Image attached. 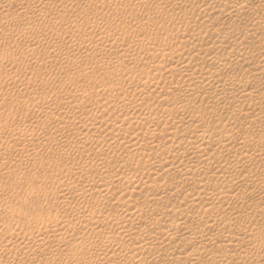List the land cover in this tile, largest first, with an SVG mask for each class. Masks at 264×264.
<instances>
[{
  "label": "bare ground",
  "instance_id": "bare-ground-1",
  "mask_svg": "<svg viewBox=\"0 0 264 264\" xmlns=\"http://www.w3.org/2000/svg\"><path fill=\"white\" fill-rule=\"evenodd\" d=\"M50 1H48V3ZM54 1L56 2L57 0L51 1L52 4H54ZM61 1H63V0H61ZM61 1H60V3L56 4V7H60V8H61V6L64 7L63 4L65 1H63L62 3H61ZM91 1L93 2V0H91ZM104 1L103 2L101 1V2L104 3ZM113 1L111 0L110 4L113 3ZM116 1H118V0H116ZM142 1H144V0H138V1L135 0V2H138V3L134 2L133 5L134 6L136 4L142 5L144 3ZM216 1L217 0H188L187 3L181 2L182 5H180L178 8L180 10L181 9L183 10L185 7H187L186 9L183 10V12L184 11L187 12L189 10L190 11L191 10L198 11V13H199L198 15H200V16L197 15V17H201L200 19H203L201 21H204V22L206 21L205 23H207V21L210 22V23L206 24V26L203 30L198 29L199 32H200V30L203 32L201 36H200L201 33L196 32V30L194 31L195 33L192 34L194 29L191 30L192 32H190V30L188 28H186L187 29L186 31L184 28H181L184 30L180 31L178 29V27L176 28L174 26L175 28H171V27H173V26H171L170 28H168L167 25H166V27L168 29H165L166 28L165 27L164 28L165 31H163V29L161 30V28H160V33L165 32L164 34H167V37L169 38L167 41L170 40L171 41L170 43H174V41H176L179 38H181V40L182 39L184 40L185 37H188L187 39L185 38V41H187V43H184L185 45L177 43L180 45L176 46V44L175 45L173 44L174 47H172L173 45L168 46V42H167L166 45L168 47H166L165 44H164L165 46H163V45L150 46L146 42L147 45L146 44L144 45V43H143V46H141L139 48V50L137 51L135 49L136 44L135 45L129 44L126 46L122 42H119V40L116 39V37H115L116 34L114 35L113 32H111L110 30H107L106 26L102 23L103 17H101V18L97 17V20L98 19L101 20V21L99 20L100 22H97V20L95 19L96 20L95 22H97V25H96V29L94 30V34L92 35V37L93 36L95 37V38L93 37L94 38V40L92 39L93 41L91 40L89 42V40H87L89 43L86 44L85 43L86 40L84 41V40L80 39V37L75 36L72 33H69V36H67L66 40L64 39L65 44L67 43L66 47L68 50L70 49L71 51H76L74 53L75 55H76L77 51L79 52L80 55L84 52L83 58L84 57L88 58L89 55L91 54L92 60H94L93 56L96 55L97 52L100 54L101 51L107 50V49L108 50L111 49L114 51L116 50L119 54L118 58H120L121 55H123L124 57H126V55L129 56L130 52H131L132 56H133L134 52H137L136 53L137 56H138V54L148 56L147 54H150L151 52H154V51H156V53L158 52L157 58L155 57V59L149 58V60H147L146 57H145L146 58L145 59V58H142V56L141 57L139 56L140 59L138 61V57H135V58H137V62H133L130 67L129 66L124 67L125 65L122 63L124 65V66L123 65L122 66L125 69V71H124V74L122 73L123 75H120V77L122 76L123 78L119 77V78L115 79L116 77L113 76L115 80H111L113 78L106 80L105 78L107 77V75H105V74L107 73V70H106L105 74H98L99 72L103 71L101 69L102 67H100V70H102V71L98 70V68H97V71H99V72H97L98 75L97 74L93 75L94 73L92 72L93 76H88L87 74H84L81 76H76L77 75L76 74L75 77L73 76V81H74L73 83H74V85H76V87L78 85L75 83H80L82 81L81 86H80V87H82V89L81 88L80 89L75 88L76 90H73V92L77 91L80 94L81 93L85 94V96H86L87 94L92 92L94 84H95V87L96 86L99 87V90H95V94L99 95V98L94 99L93 95H92V98H93L92 103H89L87 105V104H85V101H84V104L87 105V106H85V109L87 111L96 110V112L100 111V113H99V115H96L93 113L89 115L88 113H86L87 115H86V118H85L86 120L84 123L87 122L95 130L102 127L99 130H103L105 132V134L108 136V139L110 138V140L112 139V140L117 141V142L120 141L121 143L123 142V143L129 144L127 146H125L126 145L125 144L124 147L127 148L130 146V150H132V151H133V149L137 150V151L140 149L141 152L137 153L138 156L136 155L137 158L134 162V164L136 163V165H137V167L134 165V168L135 169L137 168L136 170H134V172L138 170L139 173H144L145 176L144 175L143 176L145 178H148L149 175H155V176L164 175L165 178L163 181L164 184H162L163 186H162V192L161 193H158V191H159L158 185H157L158 183L156 184V182H155V184H153V182H152L153 186L150 185L151 183L150 184L145 183V187L141 184L143 189L145 188L144 189L145 191L143 192V194L141 193L142 194V198L140 199L141 207H143L144 209L147 210L150 207L152 208L153 206H156L155 204H158L159 202H161L163 200H165V202H166V200L168 201V200L172 199L173 197L170 198L172 195L171 193H173V192H171L172 189H178L179 191L183 192V194H184V195H182V197H183L182 200H184V202H186V205H187V207H186V205H184L186 208H183L185 210V212H181V210L180 211L177 210L179 212L175 213L176 209H178V208H176V206H177L176 204H178V202H177L178 199L175 198L173 200V202H171L170 206L168 205L169 208L163 205L164 207H166V209H164V208L163 209H157L158 210L157 216L156 217L152 216L153 218H151V216H149L150 217L149 218L148 215H144V213H142L139 208L137 209V211L134 208L135 211H131V212L130 211L126 212L124 210L125 212H122V214H116V213L112 212L113 210L112 211L109 210V212L103 214L104 210L101 206L99 208H96V210L93 206V208H94L93 210H95V212L98 214L100 213L99 216L101 214H103V218H102L101 222H99V221L96 222V220L93 221L92 220L93 218H91V217L87 218V221L84 219L86 221V224L84 226L86 228L87 227H91L92 229L95 228L96 231L94 230V233L96 232V234L101 235V237H102V235L104 236V234H105V230H104L105 228L104 227H106V226H109V228L113 227L115 229V232L117 235L107 234L105 236L109 239V241L110 240L113 241V243H114V241L115 242L117 241L118 237L122 238V240H125L127 242H128V240L132 241L131 245H133V246H131L130 244H127L125 247V250L133 252L131 254H134L135 256H141L142 257L143 252L145 253L146 250H148V251L152 250V249L157 250V251L152 250L153 253H151L153 255L152 260L155 262H157L161 259L162 251L165 252V250L166 251H167V249L169 250V248H167V245H170V244H167V243H170V242L173 243L174 242L173 239H176V238L180 239V237L182 235L184 237L181 238L180 240L183 241V244H185L187 246V248H188V246L189 247L191 246L192 249L200 248L201 251L206 253V255L210 254L209 256H211V258L209 256L207 257L211 260V262H210V260L208 259L210 264H256L257 262H261V260L264 261V242H262V241H260V243L258 245H254L253 247L251 246L249 248L242 247V246H240V244L238 245V244L234 243L236 245L235 247L238 246L237 248L234 249L235 254H229L228 255L226 253V251L230 250L227 247L234 240L233 239L234 235H235L234 230L238 229L236 227H235L236 229L235 228L231 229L232 227L229 228V226L232 223H238L241 219H243V215H241V213H238L237 211L235 212L234 209H233L234 210L233 211L232 208L233 207L235 208L236 206L230 207L229 202H226V201L224 203L218 202V201L212 202L211 200H209V199H211L212 195L215 196V194H218L220 191H221V193H223L226 189L223 190L224 189L223 188L222 190H220L219 188H217L219 190L215 194H213V192L215 190V188L213 186L212 187V188H214L213 192H210V193L206 192V191H208L207 189L210 186V182H212L211 180H213V179L215 180L216 178H219V179L222 178L223 179V181H222L223 185H225L227 187H228V185H231V186L239 188L240 186L245 184L244 182L246 180L243 182V179H244L243 176H242L243 179H241L242 177L239 179H236V178H238L241 174L244 175V173H248V175L250 174V177H251V181L247 179V184L249 183L248 181H250L251 183L254 182L255 184L256 183L258 184L259 182H264V173H263L264 167L260 168L261 171L263 170L262 173H260V171L258 172V170H255L256 172L254 171L255 172L254 173L252 170V166H250V164L248 163V162H250L252 164L255 162V161L251 162L252 160H258L259 164L261 163V166H264V156L262 157V155L260 153V151L262 150L261 147H264L263 146L264 145V120H263V118H264V97L259 95L263 99H260L257 101L253 100L254 96H257L258 94H260L264 91V74H263V70H264V0H226V2H224L221 5L217 3V2L220 3L221 1H217V2ZM4 2H6V1H4ZM121 2L122 1L120 0V3L119 2L118 3L121 4ZM126 2L127 1L125 0V3ZM116 3H115V5H116ZM125 3H123V4H125ZM40 4H42V2ZM67 4H64V5H67ZM123 4H121V5H123ZM127 4H128V2H127ZM127 4H125V6ZM177 4H178V1H177V3H174L173 6H178L180 3L178 5ZM8 5H9V3H4V4L0 5V11L2 12V14H3V10L6 11L8 9L7 8ZM42 5H44V1H43ZM42 5H41V7H42ZM88 5H90V3ZM125 6H123V7H125ZM44 7H45V5L42 8H44ZM136 7H137V5H136ZM136 7H135V9H136ZM166 7H167V5H166ZM166 7H162V9L163 8L165 9ZM26 8H27L26 5H22L20 10L18 11V15L21 16L22 13H24V10H26ZM118 8H120V7H118ZM138 8H140V6ZM34 9L35 8H33V10ZM36 9H37V7H36ZM51 9L52 8H50V11H51ZM64 9H65V7H64ZM101 9H103V8H101ZM53 10H55V9H53ZM93 10L95 11V9H93ZM108 10H110V9H108ZM123 10L127 11L125 8L122 9L121 11H123ZM41 11H42V9H41ZM98 11H101V10H98ZM162 11H164V10H162ZM6 12L8 13V10ZM134 12H132V13H134ZM7 13H4V14H7ZM99 13L101 14L102 12H98V14ZM113 13H114V11H113ZM124 13L126 14V12H124ZM129 13H131L130 10H129ZM119 14L120 13H118V15ZM121 14H123V12H121ZM141 14H143V13H141ZM187 14H189V13H187ZM116 15H117V13H116ZM118 15H117V17H122V16H118ZM154 15H155V13H154ZM166 15H164V16L167 17ZM183 15H185V14H183ZM40 16L42 17V15H40ZM40 16H39L38 20H34V19H36V18H34L33 20H30L31 22H29L30 25L34 26V30H32V31H31V29L29 30V28H28V30L30 31L29 33H32V38L36 34L41 36V37L42 36H45V37L51 36V32L53 31L54 26L57 25L54 23H53L54 25H48V26H46L45 24H42L41 21L39 22ZM44 16H46V14H44ZM91 16L88 17L85 14L83 17L85 19H87V18L89 19ZM151 16H153V15H151ZM80 17H82V16H80ZM114 17L116 19V16H114ZM168 17H169V15H168ZM185 17H186V15H185ZM189 17H191V16L189 15ZM53 18H54V16H53ZM147 18H148V16H147ZM210 18L212 20H210ZM107 19H109V18H107ZM107 19L106 20L104 19L106 21L105 24H107V23L109 24ZM120 19H122V18H120ZM213 19L216 20V22H217V24H219V26L217 25L215 27L214 26L215 24H212V23H214ZM112 20H113V18H112ZM116 20H118V19H116ZM192 20H193V18H192ZM50 21H52V20L50 19ZM82 21H84V20H82ZM87 21H89V20H87ZM87 21H85V22H87ZM118 21H120V20H118ZM162 21H160V22H162ZM194 21H196V19L193 20V22ZM155 22L156 21H154V24H155ZM193 22L191 21V19L186 20L187 26L185 25V27L192 26ZM23 24H24V22H23ZM93 24H95V23L93 22ZM161 24L162 23H160V27H161ZM235 24L236 25L242 24L243 28L241 27L242 29L241 30L239 29L237 31L234 30L233 28L229 29L230 25L233 26ZM88 25H89V22H88ZM157 25H155V28H156V26L159 27V23H157ZM57 26H59V25H57ZM61 26H63V25H61ZM179 26H181V25H179ZM23 27H24V25H23ZM27 27H31V26H27ZM27 27H26V29H27ZM120 27L121 26H119L118 28H120ZM136 27H137V25L133 29H135ZM139 27H140V24H139ZM163 27L164 26L162 24V28ZM90 28H92V27H90ZM194 28H195V25H194ZM113 29H114V27H113ZM125 29H130V28H125ZM141 29L142 28L140 27V30ZM151 29H152V32H150L149 30H147V32H145L144 31L145 29L143 31L145 33H148V31H149L151 34H153V32L156 29L155 30L153 28H151ZM196 29H197V27H196ZM66 30L67 29H65V31ZM92 30H93V28H92ZM137 30H138V28H137ZM137 30L135 29L134 32H136ZM73 31H74V29H73ZM157 31H159V30H157ZM157 31H155L154 33H156ZM124 32H126V31H124ZM130 32H132V31H130ZM25 33H26V31H25ZM137 33L140 34L141 32L138 31L135 34L137 35ZM143 33H141V35ZM144 35H146V34H144ZM162 35L163 34H161V36ZM147 36H150V35H147ZM153 37H154V35H153ZM159 38H161L160 35H159ZM34 39H33V41H34ZM54 39H57V38H54ZM60 40L61 39H59V41ZM146 40H147V38H146ZM148 40H149V38H148ZM181 40H180V42H181ZM122 41H124V40H122ZM163 41H164V39H163ZM208 42H211V45H209V47L207 46L205 48V46H206L205 43H207V45H208ZM155 43H156V45H157V43L160 44V42H155ZM181 43H183V42H181ZM149 44H150V42H149ZM151 45H152V43H151ZM64 48H62V49H64ZM87 50H90V52H88ZM91 50H92V52H91ZM30 52H33V53L36 52L37 54L38 53L42 54V51L40 49H37V48H32V51H30ZM44 54H46V53L44 52ZM64 54L66 55L65 51L64 52L61 51L60 55L58 54L60 56L59 58H61L62 57L61 55H64ZM109 54H110V51H109ZM105 55H106V57H108L107 54H105ZM112 55H114V54H112ZM9 56H10L12 61H14L16 58L15 56H13V54H11ZM101 56H102V53H101ZM101 56H99V57H101ZM116 56H115V58H116ZM128 56H127V58H128ZM132 56L130 58L133 61L134 58H132ZM47 57L44 56V58H47ZM65 57L66 56H64V58ZM97 57H98V55H97ZM106 57H105V59H106ZM72 58H73L72 59L73 63L74 62L77 63L79 60V59L77 60V56L74 57V55L72 56ZM91 58H89V60ZM121 58H120V60H122ZM84 59L82 61H84ZM107 59H109V60H105L107 62L105 64L108 67H109V65H111L110 67H113L115 65V63L113 62V59H111V57L107 58ZM99 60H98V63H99ZM103 60H102V62H103ZM118 60H117V62H119ZM128 60H130V59L128 58ZM114 61H115V59H114ZM96 62H97V60H96ZM102 62H100V63H102ZM112 62L114 63V65H112L113 64ZM127 62H129V61H127ZM227 62H230V63L235 62V64L238 63V65H239V63L240 64H246V66L249 65V68H247V69L245 68V69L241 70L242 67L244 66L243 65L242 67L239 68L240 70L238 69V71H231L227 74L226 73L223 74L221 72V70L223 67L226 66ZM92 63L94 66L95 63L94 62H92ZM120 64H121V61H120ZM89 65H90V63H89ZM228 65H227V67H228ZM107 66H105V68H107ZM116 66H118V65H115V67L112 69H115ZM235 66H237V64ZM119 67H120V65L118 66V69H119ZM83 68H84V66H83ZM123 68H120V69L122 70ZM226 68H224V69H226ZM120 69H119V71H120ZM91 70H92V66H91ZM109 70H110V68H109ZM109 70H108V72H109ZM93 71H94V69H93ZM115 71H116V69H115ZM103 72H105V70ZM111 72H113V71H110L109 73L111 74ZM118 72L116 71L117 74L114 73L115 76L118 75ZM244 74L245 75L248 74L247 77H245ZM104 75H105V77H103ZM6 77H8V76H6ZM109 77H112V76H109ZM241 78L242 79L245 78V80H244V82L242 81L240 83L239 81H241L240 80ZM165 81H167V83H165ZM11 82L13 84L15 83L14 81H11ZM174 82H176V85H177V86H175V88L171 86L172 83H174ZM178 82H182L183 85L182 84H181L182 86L178 85L179 84ZM12 83H10V85H13ZM125 84H127L129 86V90L127 89L128 91L123 90V88H125V86L128 88V86ZM92 85H93V87H92ZM122 86H124V87H122ZM7 87H10V86H7ZM73 87H75V86H73ZM261 90H263V91L261 92ZM93 93H94V91H93ZM68 94L69 95L67 97L70 100H71V98L74 99L76 97L75 96L76 94L78 95V93H68ZM0 95L3 96L4 93L0 92ZM104 95L106 97H102ZM233 95H235V97ZM236 95H238L237 96L238 98L236 97ZM6 96H3V97L6 98ZM68 98H67V100L69 101ZM235 98H237V100H235ZM73 99H72V101H73ZM101 99H102V101H103V99L106 101L101 102ZM93 100H95V101H93ZM234 101H237L236 104L233 103ZM243 101L244 102L250 101L251 103H248V104L246 103L247 105H243L244 104ZM2 102H0V118H1V115L3 117L4 114H2V113H4L3 111L5 110L4 109L5 105L2 104ZM88 102H91V101H88ZM204 102H206V103H204ZM208 102L215 103L216 107L218 108V111L220 110L221 113L223 110L225 112V110L227 109L226 110L227 116H224L222 118L221 117L219 118V116H217L218 118H216L218 123L221 122L220 124H222V121H224L222 126L218 125V128L220 127L219 129H215L216 127H210L209 124H208V126L206 125V128H205V124L203 123L204 118L206 119V117L209 116L212 119L216 120L214 115L216 114L217 108L215 107L216 108L215 109V108H213V106H212V109H210V108L208 109V106L206 108L205 104L209 105ZM69 103H70V101H69ZM202 103H204L205 107L202 106ZM241 103H243V104H241ZM35 110H36V108H35ZM35 110H33L31 108V112L34 113ZM78 111H79V108H78ZM37 112H36V114H37ZM96 112H94V113H96ZM228 112H229V115H228ZM9 114H7L8 119L10 118V117H8ZM222 114H218V115L221 116ZM224 115H226V114H224ZM24 117L25 118H23L21 116H17V115L14 116L13 115L10 118V121L12 119L13 120L16 119L17 123L22 128H25L30 124L28 122V121H30V119H26V116H24ZM143 117L145 118V120L147 122L146 125L144 124L145 125L144 127L140 126V124H141L140 120ZM48 118H49V121L52 123H55V124L59 123V117L58 116H55L52 114V115H50V117L48 116ZM220 119L222 121H220ZM143 122H142V124H143ZM202 123L204 125L203 126L204 128L201 125ZM216 126H217V124H216ZM84 128H85V126H84ZM90 128H88V129H90ZM58 131H60V133L64 137L65 136L66 137L74 136V131H73L72 127L62 126L59 128ZM98 134H100V133H98ZM75 136H76V134H75ZM215 136H218V137L216 138ZM87 137H89V136H87ZM104 139H105V137H104ZM104 139L101 140L102 143L103 142L105 143ZM86 140L88 141V139H86ZM106 140H107V138H106ZM110 140H108V141H110ZM26 141H28V140H26ZM117 142H115V144ZM102 143H101V145H102ZM111 143H112V141H111ZM119 143H118V146L120 145ZM109 145H111V144H109ZM103 146H104V144H103ZM106 147H109V146L107 145ZM114 147H115V145H114ZM114 147H111V148H114ZM124 149L125 148H123V150ZM98 150H100V148ZM119 150H120V148H119ZM127 150H129V149H127ZM132 151L129 152V154L132 153ZM119 152H121V151H119ZM134 153L136 154V152H134ZM124 154L122 156H124ZM0 155H2V154H0ZM119 157L120 156H118V158ZM255 157H257V159ZM120 158H122V157H120ZM220 158L225 162L221 164L220 162L222 160ZM219 159H220V161H219ZM126 161H127V159L125 160V162ZM256 164H258V163L256 162ZM122 165H123V163H122ZM97 166H99V165L97 164ZM119 166H120V164H119ZM206 166H211V168L213 167L212 169H214V170L208 176L206 174H204L202 177L198 176L199 178L198 177L196 178V176H194L195 172L203 171L201 169H203V168L205 169ZM130 167H132V166H130ZM257 168L258 167H256V169ZM121 169H123V168H121ZM126 170H127V168H126ZM121 171H118V172H121ZM63 172H60V174ZM138 172H136V173L138 174ZM175 172H177L178 176L172 177L173 175H176V174H174ZM68 173H69V175L71 174V172H68ZM190 173L191 174L194 173V174L191 175ZM32 174H35V173H32ZM72 175H73V173H72ZM121 175H122V173H121ZM121 175H119L118 177L116 176L117 179H115V180H119L122 177L123 178V179L121 178L122 179V188H123V185H125V187L126 188L129 187L128 189H130V190H127V191L123 190L124 191L123 192L122 189H120V187L117 186V188L119 187V189H120V194H124L125 192L126 193L128 192L127 194H129L128 195V197H129L130 193H131V195L134 194V192L136 193L137 191H135V190H137V189H134V188L139 185L140 176H139V178L138 177L136 178L135 175H134V177L133 176L129 177L130 174H129V176L127 174H124V176L123 175L121 176ZM125 175H127L128 177H125ZM245 176H246V174H245ZM111 177H112V175H111ZM58 179H60V181H62L61 178H58ZM113 180H114V178H113ZM146 180H148V179H146ZM57 181H55V183H57L59 185L60 182H57ZM142 181H144V180H142ZM148 181H150V180H148ZM148 181H146V182H148ZM101 182H103V180ZM109 182H110V180L108 179V184H110ZM118 182L119 181H117V185H121V184H119L120 182L119 183ZM55 183H54V185H55ZM251 183H250V185H251ZM27 184L28 183H26V185ZM247 184L245 186H247ZM259 184L261 185V183H259ZM99 185H100V183L98 184V182H97L96 187H99ZM212 185H214V183ZM55 188H56V186H55ZM55 188H54V190H55ZM72 188L69 186L67 188V191H64L65 193H63V195H66L68 197L73 196L74 194L72 195V193H71ZM27 189L28 188H26V190ZM98 189L96 188V190H94L93 192H96V193L98 192L99 194H101V196H102V194L104 196V194H105V191L103 190L104 187H103V189L100 188L99 191H98ZM107 189L108 188H106V190ZM112 189H114V188H112ZM211 189H210V191H211ZM254 189H255V186H254ZM20 191H21V189H20ZM44 191H45V189H44ZM49 191H51V190H49ZM107 191H106V193H107ZM116 191H119V190L117 189ZM121 191L123 193H121ZM248 191H249V189H248ZM46 192H47V189H46ZM241 192H243V191H241ZM112 193H114V192H112ZM202 193H205V195H201ZM116 194H118V192ZM243 194H244V192H243ZM19 195H22V194H19ZM177 195H178V193H177ZM251 195H252V193H251ZM254 195H256V194H254ZM247 196H246V198H247ZM89 197L91 198V196H88L87 194L79 197L76 200L77 202L75 201L76 204L73 207H69L68 210L71 211V212L69 211V214L67 212L68 210H66L67 206L66 207H63V206L60 207V210L62 208L65 209V212H67L66 216H69V215L72 216L76 212L82 213V210L85 209L86 205L89 204V200H90ZM131 197H133V196H131ZM175 197H177V196H175ZM242 197L243 196H241V198ZM255 197H257V196H255ZM40 198H38V200ZM45 198H48V197H46V195H45L43 197V199H45ZM51 198H52V196H51ZM212 198H214V197H212ZM222 198L224 199V197H222ZM125 199H127V198H125ZM3 200H5V198H3ZM71 200H73V199H71ZM131 201H133L132 198H131ZM137 201L138 200L136 199L134 202L137 203ZM179 201L182 202L181 200H179ZM46 203H48V202H46ZM132 204H130V205H132ZM161 204H162V202H161ZM63 205H65V204H63ZM135 205H134V207H135ZM177 207H180V206H177ZM86 208H88V206ZM136 208H137V206H136ZM143 208H142V211L144 210ZM149 210H147V211H149ZM193 211L197 212L196 213L197 215L196 214L193 215L194 214ZM238 211H239V208H238ZM252 211L253 210H251V212ZM83 212H84V210H83ZM149 212H151V211H149ZM191 212L193 214H190ZM70 213H73V214H70ZM88 213H89V211H88ZM255 213H257V212L255 211ZM63 214H65V213H63ZM150 214H152V212ZM219 214H222V215H220L218 217ZM32 215H30V216H32ZM38 215L41 216V217L35 216L36 218L38 217V221H39V218H42V219L47 218L48 219L49 224H50L49 231H47L46 233H43V232H40V230L39 231L34 230L33 226H29L30 224L26 225V226H21V229H20L21 236H19V238L12 239V241H11L12 245H17V244L18 245H25L28 240L37 239L40 236H42V234H45V239L47 238L46 240L48 241L47 243L49 245L54 241H56V242L58 240L61 241V238H64V237H62V234L59 233L58 231H61L60 228L62 227V223H63L62 221H65L67 219L69 220V218H70V220L74 218V217H72V218L71 217H65L67 219H64V217H63L64 220L61 221L60 219L62 217L61 218L59 217L60 219H58L56 214H55V216L53 215V217H51L49 215H47V217H46L42 214H38ZM27 216H29V215H27ZM189 218H191L190 221L193 222L192 224H195L196 227H197V225H200L201 227L200 228L197 227L198 228L197 230H195L194 229L195 227H194L193 228L194 230H192V228H191L192 226H189L188 225L189 223L187 224V221ZM246 218H247V214H246ZM252 218H254V217H252ZM33 219H35V218H33ZM32 220L30 221L31 223H32ZM135 220H137L141 225L142 224L144 225L143 226L144 228H142V229H144V231H143L144 233L143 232L139 233L140 232L139 230H138L139 232L137 230H136L137 232H132L133 230H131V232L126 231L125 226H127V225L126 224L124 225V223L134 222ZM19 221H20L19 218L12 217L9 222H11V225H14L16 227L20 223ZM40 221H41V219H40ZM48 221H47V223H48ZM41 222L44 223L43 220ZM191 222H190V225H191ZM135 223H137V222L135 221ZM161 223L162 224L166 223L165 224L166 226L163 229L162 228L160 229ZM162 224H161V226H162ZM41 225H44V224H41ZM129 225H133V224L129 223ZM234 225H236V224H234ZM253 225H256V224L254 223ZM237 226H239V225H237ZM251 226H252V224H251ZM36 228H38V227H36ZM40 228H42V227H40ZM40 228H38V229H40ZM129 229H131V228H129ZM239 229H241V228H239ZM42 230H43V228H42ZM152 230L153 231L155 230V234L157 236L156 235L155 236L150 235V232H152ZM253 230H254V228H253ZM253 230H251V231H253ZM251 231H249V232H251ZM260 231H262V230H260ZM239 232H241V231L239 230ZM96 234H95V237H96ZM236 236H238V234H236ZM254 236H255V234H254ZM77 237H78V233H76V231H73V232H71L68 240H70V241L74 240L75 241ZM43 239L44 238H42V240ZM64 239H66V238H64ZM68 240H66V241H68ZM213 240H216V245L218 243H221L218 247L219 255H215L214 251L212 252V250H215L214 248L210 247V245L212 243H215V242H213ZM252 240L253 239H251V241ZM32 241L33 240H31V242ZM164 241H167V243ZM218 241H220V242H218ZM163 242H164V244H163ZM47 243L45 242V244H47ZM68 243H69V241H68ZM136 244H138V245L136 246ZM156 244H159L160 246L158 245L159 246L158 247V246H156ZM89 245H90L89 247H91V244H89ZM162 245L166 246V248H164ZM21 247H23V246H21ZM208 247H210L211 249L209 250ZM232 247H233V244H232L231 248ZM70 248H71V246H70ZM185 248H184V251L186 250ZM42 249L43 250H41V251H40V249L37 250V252L39 251L40 256L45 254V249L44 248H42ZM188 249H191V248H188ZM192 249L190 250V252L195 250V249L194 250H192ZM120 250H122V249H120ZM125 250H122V251H125ZM181 250L183 252V249H181ZM197 251L198 250L196 249V252ZM33 252L35 253V251H33ZM170 252L173 254H177V255H175L176 259H178L177 261H179V259H181L180 258V251L178 250V248L171 247ZM202 253H201V255H205V253L204 254H202ZM216 253L218 254V252H216ZM193 254L189 253V252H188V254L186 253L185 257L183 258L184 263H186L185 261H189V263H190L191 260L194 259ZM197 254H199V253L197 252ZM205 256H203V257H205ZM247 256H249V258H246ZM144 257L145 256H143L142 258H144ZM86 258H88V257H86ZM86 258L81 257V258H79V260L77 259V264H83ZM196 258H198V257H196ZM196 258H195V260H196ZM18 259H20V256ZM199 259L200 258H198V260ZM172 260H173V258H172ZM18 261L20 263H22V261L17 260V262ZM140 261H142V260H140ZM104 262H106V264H112L111 259L109 260V258L107 260H105Z\"/></svg>",
  "mask_w": 264,
  "mask_h": 264
},
{
  "label": "rangeland",
  "instance_id": "rangeland-1",
  "mask_svg": "<svg viewBox=\"0 0 264 264\" xmlns=\"http://www.w3.org/2000/svg\"><path fill=\"white\" fill-rule=\"evenodd\" d=\"M4 1H6V2H4ZM4 1L0 0V5L4 4V3H9V5L7 6L8 13L6 12L7 10L6 11L3 10V14L0 11V92L4 93L3 96L7 95L6 98L3 97L2 95H0V98L2 99V100L0 99V102L3 101L2 104L5 105L4 109L6 110V111L5 110L3 111L4 113H2V114H4L3 117L1 115L2 119L0 118V152H1L0 154H2V155H0V199H1L0 200V264H18V263L19 264H77V259L79 260V258H81V257L82 258L83 257L84 258L88 257V258L85 259L83 264H106V262H104V261L107 260L108 258H109V260L111 259V263L112 264H122V263L123 264H131V263L132 264H150V263L151 264H161V263L162 264H203V263L204 264H207V263L210 264L211 260L209 258H207L210 254L206 255V253L201 251L200 248H194L195 249L194 250V249H192L191 246L190 247L188 246V248H191L192 250H194V251L190 252L191 249H188L187 246L185 244H183V241L180 240L181 238L184 237L183 235L180 237V239L179 238L173 239V241H174L173 243L172 242L167 243V241H164L167 244H170V245H167V248H169V250L167 249V251L165 250V252L162 251L161 259L159 261L155 262V261L152 260L153 259V255L151 254V253H153V251H157L155 249L154 250L152 249L153 251L149 250L150 252L148 250H146L145 253L143 252L142 257L145 256L146 258L145 257L142 258L141 256H135L134 254H131V253H133L131 251L125 250L126 245L127 244L131 245L132 241L128 240V242H127L125 240H122V238H119V237L118 238L116 237L117 241L116 242L114 241V243L111 240L109 241V239L105 235H107V234L117 235L116 232H115V229L113 227H110V228H109V226L104 227L105 228L104 229L105 230V234H104V236L102 235V237H101V235H97L96 232L94 233V230L96 231L95 228L94 229H92L91 227H87L86 228L84 226L86 224L87 218H90V217L93 218L92 219L93 221L96 220V222H98V221L101 222V220L103 218V214L109 212V210L110 211L113 210L112 212H114L116 214H122V212H125V211L126 212L127 211L131 212V211H135V209L137 211V209L139 208L140 211L142 213H144V215H148V217L151 216V218H153V217L157 216V211H158L157 209H163V208L166 209V207H168V205L170 206L171 202H173V200L175 198L178 199L177 202L179 204V205L178 204H176V205L180 206V207L176 206V208H178V209L175 208L176 209L175 213H178L180 210H181V212H185V210L183 208H186L187 205H186V202H184V200H182L183 199L182 195H184L183 192L179 191L178 189H172L171 192H173V193H171L172 195L170 197V198L173 197L172 199L169 198L170 200H168V201L166 200V202H165V200H163V201H161L162 204H161V202H159L158 204H155L157 207L153 206L152 208L150 207V208L147 209V210L150 209L149 211H151L152 214H150L151 212H149L146 209H144L143 207H141L140 199L142 198V194L145 191L144 190L145 188L143 189L142 185L145 187V183L146 184L147 183L148 184L151 183L150 185L153 186L152 182H153V184H155V182H156V184L158 183L157 184L158 185V190H159L158 193H161L162 192V186H163L162 184H164L163 181H164V178H165L164 175H158V176L149 175L148 178H145L144 177L145 176L144 173H139L138 170L134 172V170L137 169V168L136 169L134 168V165L137 167L136 163L134 164V162H135V160L137 158L136 157L137 153L141 152L140 149L138 151L133 149V151L136 152V154H135L132 150H130V146L127 147V148L124 147V145L126 143H123V142L121 143L120 141L117 142V141H114L112 139L110 140V138L108 139V136L105 134V132L103 130H99L102 127H100V128L95 130L87 122L84 123L85 120H86L85 119L86 115H87L86 113H88L89 115L92 114V113L96 114V115H99V113H100V111L99 112L98 111L96 112V110L87 111L85 109V106H87L89 103H92V99L93 98L94 99H98L99 98V95L95 94V90H99V87H97V86L95 87V84H94V87L92 85V87H93L92 92L87 94L86 96H85V94H82V93L80 94L77 91L73 92V90H76L77 88L78 89H80V88L82 89V87H80L82 81L80 83H75V84L78 85L77 87L73 83L74 82L73 81V76L75 77L76 74H77L76 76H81V75H84V74H87L88 76H93V75L97 74V72H99V71H97V68H98V70H100V67H102L101 69L103 71L105 70V72L100 70L102 72H99L98 74H105L106 70H107L108 74L107 73L105 74V75H107V77L105 79L109 80L110 78H113L111 80H115V79L119 78L120 75L124 74V71H125V69L123 68L124 65H125L124 67H128V66L130 67L133 62H137V58H135V57H138V61H139L141 56H142V58L146 57L147 60H149V58L155 59V57L157 58V53L158 52L157 53H156V51L151 52L150 54H147L148 56L142 55V54H140V55L138 54V56H137V54H136L137 52H134L133 53L134 57L132 56V54L130 52L129 56L126 55V57H124L123 55H121V57L122 56L123 57L122 58L120 57V58L124 61L123 62L122 60H120V58H118L119 54H118V52L116 50H115L116 51L115 52L114 50H111V49L108 50L107 49V50L101 51L102 56H101V53L99 54L97 52V54L93 56V59L95 60L94 61L91 58V54L89 55L88 58L84 57L85 58L84 59L83 58L84 52L80 55L79 52L77 51V53L75 55L74 53L76 51H71L70 49L68 50L67 47H66L67 43L65 44V40H66L67 36H69V33H72L75 36L80 37V39H82L84 41L86 40L85 41L86 44L89 43L92 39L94 40L95 37L93 36L94 37L93 38L92 35L94 34V30L96 29L97 22L101 21L100 19L97 20V17L98 18L103 17L102 23L106 26L107 30H110L111 32H113L114 35L116 34L115 37H116V39L119 40V42H122L126 46L129 45V44H133V45L136 44L135 49L137 51L139 50V48L141 46H143V43H144V45L145 44L147 45V43H148V45H150V46H153V45L154 46H158V45L165 46L167 44V42H168V46H172L173 44L174 45L176 44V46H178L180 44L185 45L184 43H187V41H185V38L187 39L188 37H185L184 40L182 39L183 41L181 40V38H179L177 40L175 39L176 41H174V43H170L171 42L170 40L167 41L169 39L167 37V34H164L165 32L164 33H162V32L160 33V28H161V30L163 29V31H165V29H168L171 26H173L171 28H175V27L177 28L178 27V29L180 31H183L184 29L186 31L187 30L186 28H188L190 30V32H192L191 30L194 29L192 34H194L195 33L194 31L196 30V32L201 33L200 34V36H201L202 33H203L201 30H203L205 28L206 24L210 23V22L207 21V23H205L206 21L205 22L201 21L203 19H200L201 17H197V15L199 14L198 11H194V10L190 11L189 10L191 13L189 11H187V12L184 11L183 12V10L186 9L187 7H185L183 10L182 9L181 10L178 9L179 6L182 5L181 2L182 3H185V2L187 3L188 0L187 1L186 0H165V1L164 0L163 1L162 0H147V1L144 0V1H142V2H144L142 5L141 4L140 5L136 4L137 7H136V5L135 6L133 5L135 0L134 1L133 0H131V1L130 0L129 1L126 0L128 2V4H127V2L125 3V0H121L122 1L121 4L125 3V4H127L126 6H125V4H123V5L119 4L120 0H118V1H116V0L113 1L112 0L113 3H111V4H110L111 0H107V1L106 0L105 1L104 0H97V1L93 0V2L91 0L90 1L89 0H71V1L70 0H63V1H65L64 4H67V3L69 4V5L68 4L67 5L63 4L65 9L62 6H61V8L60 7H56V4L60 3L61 0H57L58 2L54 1V4H52V2H51L53 0H51V1L50 0H47V1L46 0H38V1L37 0L36 1L35 0H27V1L26 0L25 1L24 0H4ZM43 1H44V5H45L44 8H42L44 6V5H42ZM45 1L47 3H48V1H50L51 3L49 2L50 4L48 3L49 4L48 5ZM63 1H61V3ZM101 1L102 2L104 1V3H102ZM177 1H178V4L179 3L180 4L179 5L177 4L178 6H173V4L177 3ZM217 1H221V2L219 3ZM217 1L216 2L218 4H220V5L223 4L224 2H226V0H217ZM41 2H42V4H40ZM89 3H90V5H88ZM115 3L120 8H118L115 5ZM135 3H138V2H135ZM101 4L102 5L104 4V5L102 6ZM22 5H26L27 8H26V10H24L25 14L22 13V15L20 14L21 16H19L18 15V11L20 10ZM41 5H42V7H41ZM166 5H167V7H166ZM123 6H125V7H123ZM139 6H140V8H138ZM36 7H37V9H36ZM135 7H136V9H135ZM162 7H166V8L162 9ZM33 8H35V9L33 10ZM50 8H52L51 11H50ZM101 8H103V9H101ZM124 8L127 11H125V10L121 11ZM41 9H42V11H41ZM53 9H55V10H53ZM93 9H95V11ZM108 9H110V10H108ZM161 9L164 10V11H162ZM98 10H101V11H98ZM129 10H130L131 13H129ZM133 10L134 11L136 10V11L134 12ZM113 11H114V13H113ZM98 12H102V13L98 14ZM121 12H123V14H121ZM124 12H126V14ZM132 12H134V13H132ZM140 12L143 13V14H141ZM4 13H7V14H4ZM116 13H117V15H118V13H120L118 16H122V17H117ZM154 13H155V15H154ZM187 13H189V14H187ZM44 14H46V16H44ZM85 14L88 17L91 16V15L92 16L89 19L87 17H86L87 19H85L83 17ZM183 14H185L186 17ZM40 15H42V17ZM146 15L148 16V18H147ZM151 15H153V16H151ZM164 15H166L167 17H165ZM168 15H169V17H168ZM189 15L191 17H189ZM39 16H40L39 22L41 21V23L45 24L46 26L54 25V24L59 25V26H57V25L54 26V29L51 32V36H46V37L42 36L41 37V36L36 34L37 36L34 35L33 38H32V33H29L30 32L29 30L30 29H31V31L34 30V26L30 25L29 22H31L30 20H33L34 18H36L34 20H38ZM53 16H54V18H53ZM80 16H82V17H80ZM114 16H116V19H118L120 21L116 20ZM198 16H200V15H198ZM107 18H109V19H107ZM112 18H113V20H112ZM120 18H122V19H120ZM192 18H193V20L196 19V21L193 22ZM50 19L52 21H50ZM95 19L97 20V22H95L96 21ZM104 19L105 20L107 19L109 24L108 23L105 24L106 21ZM188 19L189 20L191 19L193 24H192V26L185 27V25L187 26L186 20H188ZM82 20H84V21H82ZM87 20H89V21H87ZM210 20H212V19L210 18ZM85 21H87V22H85ZM154 21H156L155 24H154ZM160 21H162V22H160ZM23 22H24V24H23ZM88 22H89V25H88ZM93 22L95 24H93ZM213 22L214 23H212V24H215L214 25L215 27L217 25L219 26V24H217L216 20L213 19ZM157 23H159V27H157L158 26ZM160 23L163 24V26H164L163 28H162V24H161V27H160ZM139 24H140V27L142 28L141 29L142 31L140 30ZM23 25H24V27H23ZM61 25H63V26H61ZM136 25H137V27L135 29L137 30V28H138V30L136 32L140 31L141 33H143L144 31L147 32V30L152 32L151 28L154 29L155 25H157V26L155 28L156 30L155 29L154 30L155 31L159 30V31H157L158 33L157 32L154 33L155 31L153 30L154 31L153 34H151L149 31H148V33L144 32L142 35H141V33L140 34L137 33V35H138L137 36L135 34L136 32H134L135 29H133ZM166 25H167L168 28L166 27ZM179 25H181V26H179ZM194 25H195V28H194ZM27 26H31V27H27ZM117 26L118 27L121 26V27L118 28ZM26 27H27V29H26ZM90 27H92L93 30ZM113 27H114V29H113ZM196 27H197V29H196ZM241 27H242V24H240V25H236L235 24L233 26L230 25L229 29L233 28L234 30L237 31V30H239V29L241 30L243 28V27L242 28ZM28 28H29V30H28ZM125 28H130V29H125ZM181 28H184V29H181ZM65 29H67V30L65 31ZM73 29H74V31H73ZM198 29H201L200 32L198 31ZM24 30L26 31V33H25ZM129 30L132 31V32H130ZM124 31H126V32H124ZM144 34H146V35H144ZM158 34L160 35L161 38H159ZM161 34H163V35L161 36ZM147 35H150V36H147ZM153 35H154V37H153ZM54 38H57V39H54ZM146 38H147V40H146ZM148 38H149V40H148ZM33 39H34V41H33ZM59 39H61V40L59 41ZM163 39H164L165 42L163 41ZM87 40H89V42ZM122 40H124V41H122ZM180 40L183 43H181ZM149 42H150V44H149ZM155 42H160V44L157 43V45H156ZM151 43H152V45H151ZM177 43H180V44H177ZM205 44H206V46H205V48H206L207 46L209 47V45H211V42H208V45H207V43H205ZM174 45L172 47H174ZM168 46L166 45V47H168ZM32 48L40 49L42 51V54H40V53L37 54L36 52L35 53L30 52V51H32ZM62 48H64V49H62ZM59 51L60 52L61 51L62 52L65 51L66 55L65 54L61 55L62 57L59 58L60 57L59 56L60 55ZM87 51L90 52V50H87ZM109 51H110V54H109ZM44 52L46 54H44ZM91 52H92V50H91ZM11 54H13V56L16 57L14 61H12L10 56H9ZM105 54H107V55L109 54L108 57H106ZM112 54H114V55H112ZM73 55H74V57L77 56V60L79 59L77 63L76 62H74V63L72 62V59H73L72 56ZM97 55H98V57H97ZM44 56L45 57L48 56V57L44 58ZM64 56H66L67 58L66 57L64 58ZM99 56H101V57H99ZM104 56L106 57V59H105ZM115 56H116V58H115ZM127 56H128V58L131 61L128 60ZM131 56H132V58H134L133 61L130 58ZM110 57H111V59H113V62L115 63V65H118V66L120 65L119 69L123 68L122 70L120 69V71H119L118 66H116V68H115L116 71L117 72L119 71L118 75H116V76H115V74H117V73H116L115 69H112V68L115 67L114 63L112 62L113 63L112 65H114L113 67H110L111 65H109V67H108L105 64V63H107L105 60H109L107 58H110ZM89 58H91L90 60L95 63L94 66H93V63L89 60ZM83 59H84V61H82ZM114 59H115L116 62L114 61ZM96 60H97V62H96ZM98 60H99V63H98ZM102 60H103V62H102ZM117 60L119 62H117ZM120 61H121V64H120ZM127 61H129L130 63L127 62ZM88 62L90 63V65H89ZM100 62H102V63H100ZM229 63L230 62H227L226 66L222 68L221 72L223 74L224 73L227 74V73H229L231 71H238V69L240 67H242L243 65L244 66L242 67L241 70H243L245 68L246 69L249 68V65L246 66V64H240L239 63V65H238V63H236L237 66H235L236 65L235 62L234 63L231 62L230 64ZM227 65H228V67H227ZM83 66H84V68H83ZM91 66H92V70H91ZM105 66H107V68H105ZM109 68H110V70H109ZM224 68H226V69H224ZM93 69H94V71H93ZM108 70H109V72L110 71H113V72H111V74H110L108 72ZM92 72L94 73L93 75H92ZM263 74H264V70H263ZM105 75L103 77H105ZM108 75L112 76V77H109ZM247 75L244 74L245 77H247ZM6 76H8V77H6ZM113 76L116 77V78L114 79ZM120 78H123V77L121 76ZM240 80H241V81H239L240 83L242 81L244 82L245 78H243V79L241 78ZM11 81H14L15 83L13 84ZM10 83H12L13 85H10ZM165 83H167V81H165ZM178 83H179L178 85H180V86L183 85L182 82H178ZM125 85H127V84H125ZM7 86H10V87H7ZM73 86H75V87H73ZM124 86H122V87H124ZM171 86L175 88V86H177L176 82L172 83ZM127 89L129 90V86H128V88L126 86H125V88H123V90L128 91ZM93 91H94V93H93ZM262 91L263 90H261V92ZM68 93H78V95L76 94L75 95L76 97L74 99L71 98V100H70L67 97L69 95ZM263 93H264V91L262 93L258 94L257 96H254L253 100L257 101V100L263 99V98L260 97V96L264 97ZM92 95H93V98H92ZM233 96L235 97V95H233ZM237 96L238 95H236V97ZM102 97H106V96L104 95ZM67 98L69 99L70 103L67 100ZM237 98H235V100H237ZM72 99H73V101H72ZM84 101H85V104H87V105L84 104ZM88 101H91V102H88ZM93 101H95V100H93ZM104 101H106V100L103 99V101H102V99H101V102H104ZM236 102L237 101H234L233 103L236 104ZM204 103H206V102H204ZM204 103H202L203 107H205ZM243 103H241V104L247 105L248 103H251V102L250 101H245V102L243 101ZM208 104L209 105L205 104L206 108L208 106V109L209 108L212 109V106H213V108L216 107V104L213 103V102L212 103L208 102ZM31 108L33 110H35V108H36V110L38 112L36 110H35L34 113L31 112ZM78 108H79V111H78ZM216 110H217L216 114L214 115L215 119L218 118L217 116H219V118L227 116V113H226L227 109L225 110V112H224V110L222 111L223 114L221 113L220 110L218 111V108ZM36 112H37V114H36ZM94 112H96V113H94ZM51 113L53 115L59 117V123L55 124V123H52V122L49 121L48 116L50 117V115H52ZM7 114H9L8 117H10V118L13 115L14 116H16V115L17 116H21L23 118H25L24 116H26V119H30V121H28L30 123L27 126L28 128L27 127L22 128L17 123L16 119H15L16 121L13 120V119L10 121V118L9 119L7 118ZM218 114H222L223 116L222 115L220 116ZM224 114H226V115H224ZM228 115H229V112H228ZM263 120H264V118H263ZM220 121H222V120L220 119ZM140 122H141L140 126H143V127L147 124V122H146L144 117L140 120ZM142 122H143V124H142ZM203 123L205 124V128H206V125L208 126V124H209L210 127H216L215 129H219L220 127L218 128V125L222 126L224 121H222V124H220L221 122L218 123L217 119L214 120L211 117L207 116L206 119L204 118V122ZM203 123L201 124L202 127L204 126ZM216 124H217V126H216ZM62 126L72 127V129L74 131V136H70V137L69 136L68 137L65 136L64 137L60 133V131H58L59 128L62 127ZM84 126H85V128H84ZM88 128H90V129H88ZM98 133H100V134H98ZM75 134H76V136H75ZM87 136H89V137H87ZM103 136L105 137V139H104ZM215 137L217 138L218 136H215ZM106 138H107V140H106ZM86 139H88V141ZM102 139L105 140V143L104 142L102 143V141H101ZM26 140H28V141H26ZM108 140H110V141H108ZM111 141H112V143H111ZM115 142H117V143L115 144ZM101 143H102V145H101ZM118 143L120 144L119 146H118ZM103 144H104L105 147L108 145L110 148L109 147L105 148L103 146ZM109 144H111V145H109ZM114 145H115V147H114ZM127 145H129V144H126L125 146H127ZM111 147H114V148H111ZM99 148H100V150H98ZM119 148H120V150H119ZM123 148H125V149L123 150ZM261 148H262V150L260 151V153H261V155L263 157L264 156V147H261ZM127 149H129L130 151L127 150ZM119 151H121V152H119ZM131 151H132V153L129 154V152H131ZM123 154H124V156H122ZM118 156H120L122 158L119 157L120 158L119 159ZM255 158L257 159V157H255ZM126 159H127V161L125 162ZM220 159H219V161H220ZM224 162L225 161L222 160L220 163L222 164ZM251 162L255 163V164L254 163L251 164L250 162H248L250 164V166H252L253 172L255 170H258V172L260 171V173L263 172L264 169L261 171L260 168H263L264 166H261V163L259 164L258 160H252ZM256 162L258 164H256ZM122 163H123V165H122ZM97 164L99 166H97ZM119 164H120V166H119ZM254 165L256 167H258V168L256 169V167ZM130 166H132V167H130ZM121 168H123V169H121ZM126 168H127L128 171L126 170ZM212 168H211V166H206L205 169L204 168L201 169L203 171L195 172V174L194 173L193 174H194V176H196V178L198 176L202 177L204 174H206L208 176L214 170ZM118 171H121V172H118ZM60 172H63V173L60 174ZM68 172H71V174L69 175ZM136 172H138V174ZM32 173H35V174H32ZM72 173H73V175H72ZM121 173H122L123 176H124V174H127L129 176V174H130L129 177H132V176L134 177V175H135L136 178L137 177L139 178V176H140V181H139L140 183L137 186L138 188L137 187L134 188V189H137V190H135L137 192L136 193L134 192V194H132V195L130 193L129 197H128L129 194H127L128 192L127 193L125 192L124 194H120V189H122V191L123 190L124 191L125 190L126 191L130 190V189H128L129 187L126 188L125 185H123V188H122V179L123 178L121 177L122 176ZM174 174H176V175H173L172 177L178 176L177 172H175ZM193 174H191V175H193ZM245 174H246V176H245ZM111 175H112V177H111ZM119 175H121L120 177L122 179L118 178L119 180H115V179H117V177ZM127 175H125V177H128ZM242 176L244 177V179H243ZM57 177L61 178L62 181H60V179H58ZM113 178H114V180H113ZM239 178L243 179V182L246 180L244 182L245 184L240 186L239 188L231 186V185H228V187H227V186L223 185V182H222L223 179L222 178L221 179L216 178L215 180L213 179L214 181L211 180L212 182H210V186L207 189L208 191H206L207 193L208 192L210 193V192H213V190L215 188V190L213 192V194H215L219 189L220 190H222L223 188H224L223 190L226 189L223 193H221V191H220L218 194H215V196L212 195L211 199H209V200H211L212 202L213 201L214 202L218 201V202H223V203L225 201L229 202L230 207L231 206L232 207L236 206L235 207L236 209L233 207L232 210L234 209L235 212L237 211L238 213H241V215H243V219H241L238 222L239 224L238 223H232L229 226V228L232 227L231 229H233L235 227L238 228V229L235 228L236 230H234L235 235H234V238H233L234 240L232 241L233 243L231 242V244L227 247V248L230 249V250L226 251V253L228 255L229 254H235L234 253V251H235L234 249L238 247V246L235 247L236 246L235 244H238V245L240 244V246H242V247L249 248L251 246L253 247L254 245H258L260 243V241L264 242V214H263L264 213V195H263L264 194V182H259V183H261V185L259 183L258 184L257 183L255 184L254 182L251 183L250 182L251 181V177H250V174L248 175V173H244V175L241 174L236 179H239ZM108 179L110 180V182H109L110 184H108ZM146 179H148L150 181H148ZM247 179L250 180V181H248L249 182L248 184H247ZM102 180H103V182H101ZM142 180H144V181H142ZM55 181L60 182L59 185L57 183H55ZM117 181H119L120 183L119 182L118 183L121 184V185H117ZM146 181H148V182H146ZM97 182H98V184L100 183L99 187H96ZM26 183H28L27 184L28 186L26 185ZM54 183H55V185H54ZM211 183L212 184L214 183V185H212ZM250 183H251V185H250ZM246 184H247V186H245ZM55 186H56V188H55ZM69 186L71 188L73 187L71 193H72V195L74 194L75 196L73 195V196H69L68 197L66 195H63V193H65L64 191H67V188ZM117 186H119L120 189H119V187L117 188ZM213 186H214V188H212ZM254 186H255V189H254ZM103 187H104V189H103ZM26 188H28V189L26 190ZM54 188H55V190H54ZM96 188L97 189L98 188L99 189L100 188L103 189L105 191L104 196H103V194L101 196V194H99L98 192L97 193L93 192L94 190H96ZM106 188H108L107 190L109 192L106 190ZM112 188H114L115 190L112 189ZM217 188H219V189H217ZM20 189H21V191H20ZM44 189H45V191H44ZM46 189H47V192L49 190H51V191H49L50 193L49 192L47 193ZM99 189H98V191H99ZM117 189L119 191H116ZM210 189H211V191H210ZM248 189H249V191H248ZM106 191H107L108 194L106 193ZM122 191H121V193L124 192V191L123 192ZM241 191H243L244 194ZM41 192L42 193L44 192V193L42 194ZM112 192H114V193H112ZM117 192H118V194H116ZM250 192L252 193V195H251ZM177 193H178V195H177ZM19 194H22V195H19ZM44 194L50 200L48 198L43 199V197L45 196ZM85 194H87L88 196H91V198L89 197V199H90L89 200V204L86 205V207L88 206V208L85 207L86 210L83 209L84 212L82 210V213H79V212H76L75 214L70 213V214H73V215L72 216L71 215L66 216L67 212L69 214V211H70V210H68L69 207H73L76 204L75 201L79 197H81V196H83ZM254 194H256V195H254ZM201 195H205V193H202ZM51 196H52V198H51ZM131 196H133V197H131ZM175 196H177V197H175ZM241 196H243V197L241 198ZM246 196H247V198H246ZM255 196H257V197H255ZM212 197H214L215 199L212 198ZM222 197H224V199ZM3 198H5V200H3ZM38 198H40L41 200L40 199L38 200ZM125 198H127V199H125ZM131 198H132L133 201H131ZM71 199H73L74 201L71 200ZM136 199L138 200L137 203L134 202ZM179 200H181L183 203L180 202ZM46 202H48V203H46ZM66 203L67 204L69 203V204L67 205ZM63 204H65V205H63ZM130 204H132V205H130ZM134 205H135V207H134ZM163 205L166 206V207H164ZM184 205H186V207ZM62 206L63 207L67 206L66 210H68V211L65 212V209H63V208L60 210V207H62ZM93 206H94L95 210H96V208H99L101 206L103 208V210H104V213L99 216L100 213L99 214L96 213L95 210H93L94 209ZM136 206H137V208H136ZM142 208L146 212L144 210L142 211ZM238 208H239V211H238ZM177 210H179V211H177ZM251 210H253V211L251 212ZM88 211H89V213H88ZM255 211L257 213H255ZM63 213H65V214H63ZM193 213L191 212L190 214L195 215L197 212L193 211ZM38 214H42V215H44L46 217H47V215L53 217V215L55 216V214H56L58 219H60L62 217L60 219L61 221L64 220V219H67L65 217H71V218L74 217L71 220L69 218V220L67 219L65 221H62L65 225L62 223V227L60 228L61 231H58L59 233L62 234V237L66 238V239L61 238V241L60 240H58L57 242L54 241V242H52L49 245L47 243L48 241L46 240L47 238L45 239V234H42V236H40L37 239H31V240H33L32 242H31V240H28L29 242L28 241L26 242L27 245L26 244L25 245H18V244L17 245H12V243H11L12 239L19 238V236H21V233H20L21 226H26V225L30 224L29 226H33L34 230H37V231L40 230V232H43V233H46L47 231H49L50 224H49L48 219L44 218L45 219L44 220L42 218H39V221H38V217L37 218L35 217V216H39ZM246 214H247V218H246ZM27 215H29V216L32 215V216L29 217ZM220 215H222V214H219L218 217ZM12 217L19 218V220H20L19 221L20 223L16 227L14 225H11V222H9ZM39 217H41V216H39ZM63 217H64V219H63ZM252 217H254V218H252ZM33 218H35V219H33ZM40 219H41V221L43 220L44 223H42L40 221ZM31 220H32V223L30 222ZM190 220H191V218L188 219L189 222L187 221V224L189 223L188 225L192 226L191 227L192 230H194V229L197 230L198 228L201 227L200 225H197V227H198L197 228L196 225L192 224L193 222H191ZM47 221H48V223H47ZM135 221L137 223H135ZM135 221L134 222H126V223H124V225L125 224L127 225V226H125L126 231H130L131 232V230H133L132 232H137L139 230L140 232L139 231L138 232L142 233L144 231V229H142V228H144L143 227L144 225L143 224L141 225L137 220H135ZM190 222H191V225H190ZM129 223H131L133 225H129ZM254 223L257 226L253 225ZM41 224H44V225H41ZM161 224H160V229L161 228L163 229L166 226L165 225L166 223L162 224L163 227L161 226ZM234 224H236V225H234ZM251 224H252V226H251ZM237 225H239V226H237ZM36 227H38V228L42 227L43 230H42V228L38 229ZM252 227L254 228V230H253ZM129 228H131V229H129ZM239 228H241L242 230L239 229ZM239 230L241 232H239ZM251 230H253V231H251ZM260 230H262V231H260ZM73 231H76V233H78V237L76 238V240L75 241L73 240L74 242L68 240L71 232H73ZM249 231H251V232H249ZM95 234H96V237H95ZM236 234H238V236H236ZM254 234H255V236H254ZM150 235L155 236L156 235L155 234V230L154 231L152 230V232H150ZM42 238H44V239L42 240ZM251 239H253V240L251 241ZM66 240H68L69 243ZM45 242L47 244H45ZM164 242H163V244H164ZM213 242H215V243H212L210 245V247L214 248L215 250H212V252L214 251L215 255H219L218 247H219V245L221 243H218V242H220V241H218L217 242L218 244L216 245V240H213ZM89 244H91L92 248L89 247L90 246ZM232 244H233V247L231 248ZM137 245L138 244H136V246ZM158 245L159 244H156V246H158ZM21 246H23V247H21ZM70 246H71V248H70ZM131 246H133V245H131ZM163 247L166 248V246H163ZM171 247L178 248V250L180 251V258L181 259H179V261H177L178 259H176V256H175L177 254H173V253L170 252ZM210 247H208L209 250L211 249ZM42 248L45 249V254L44 255L46 257L44 255L40 256L39 255V251L37 252V250H39V249H40V251L43 250ZM184 248L186 249L185 250L186 252L184 251ZM120 249L125 250V251H122ZM181 249H183L184 253L182 252ZM196 249L198 250L197 252L199 254H197ZM33 251H35V253ZM199 251L201 253L203 252L202 254L205 253L206 256L205 255H201V253ZM188 252L192 253V254L194 253L193 254V258L194 259H192L190 263H189V261H185L186 263H184V259L183 258L185 257L186 253L188 254ZM216 252H218V254ZM19 256H20V259H18ZM195 256L200 258V259L198 260V258H196ZM203 256H205V257H203ZM209 257L211 258V256H209ZM172 258H173V260H172ZM195 258H196V260H195ZM246 258H249V256H247ZM208 259L210 260V262H209ZM17 260L22 261V263H20L19 261L17 262ZM140 260H142V261H140ZM263 262L264 261L261 260V262H257L256 264H262Z\"/></svg>",
  "mask_w": 264,
  "mask_h": 264
}]
</instances>
